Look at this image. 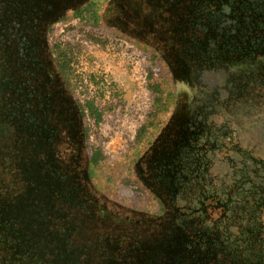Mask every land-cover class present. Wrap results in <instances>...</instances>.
Masks as SVG:
<instances>
[{"label": "rangeland", "instance_id": "rangeland-1", "mask_svg": "<svg viewBox=\"0 0 264 264\" xmlns=\"http://www.w3.org/2000/svg\"><path fill=\"white\" fill-rule=\"evenodd\" d=\"M250 1L241 0L243 11L236 18L241 27L238 38H229L239 29L234 21L225 23L224 26L220 24L223 16L224 21L230 16L228 11L216 13L209 20L208 14L200 15L206 22L219 20L209 28L215 27L219 32H224V35L212 40L222 42L224 50L217 56L212 55L209 61L215 59L217 63L207 65V70L200 73L197 82L200 89L197 93L205 92L208 97L196 98L198 103H193L194 106L190 108L197 110L192 120L197 123L187 126L183 132L177 131L180 147L178 151L176 123L173 118L179 97L172 90V83L178 77L163 58L153 51L151 45H156L155 36H150L152 44L139 45L136 43L138 41L122 37L119 28L108 23L112 18L106 17V21H102L98 17L95 20L92 16L93 8L80 13L75 10L69 12L65 19L55 23L47 33L46 45L50 58L64 66L70 98L85 114L89 144L101 154V159L92 168L91 181L115 219L108 230L109 235L104 239V247L116 253L127 264H176V237L180 234L176 227L180 229L189 220L194 224L186 230L189 238L204 235L206 243L212 240L222 246L219 242L224 238L222 231L232 222V215L229 214L225 221L222 219L218 223L215 220L222 216L220 207L216 203L200 204L207 191L212 194L222 191L224 194L226 190L216 187L227 186L231 181L239 182L243 176V164L232 167L231 161L227 162L228 155H231L229 150L222 148L219 152L215 149L225 143L222 141V134L232 135V147L239 142L244 148L254 150V157L264 160L263 144L256 145L261 135L260 130L264 131V22L261 26L259 24L264 21V2ZM128 7L127 4V9ZM138 8L139 13L141 12L140 21L143 22L141 28L145 29V22L148 24L146 14L151 15L148 5H134L127 14L134 16L139 23ZM248 8L250 10L246 13ZM95 10L98 11V8ZM261 32L260 38L254 35ZM234 41L241 45L236 46L237 52L234 49L230 52L238 55L242 53L243 63L238 57L229 56V49ZM8 48V45L0 44L3 51L0 59ZM3 83L4 81L0 86ZM9 89L11 98L13 94L16 97L20 95V99L28 95L18 92L17 85H12ZM4 95L7 96V93ZM2 99L4 96L0 95V101ZM183 99L187 101L186 98ZM21 105L17 101L11 106L5 104L0 108L10 110L15 115L16 111L21 113ZM3 111H0V115ZM205 111L209 114L202 116L201 112ZM205 130L207 132L204 135ZM171 135L173 147L165 152L172 153L173 159L159 164L161 170L156 183L159 193L152 191L148 181L142 182V179L137 178L142 190L141 196L136 200L124 197L128 184L136 176L142 177L143 165L147 162H159L164 143L169 141L167 139ZM213 146L216 147L211 148ZM205 147H210L212 154H207L205 159L204 152L201 153L204 163L200 169L205 171L207 160H210L212 166L208 178L204 176L196 180L194 172L198 166L190 164L184 167L176 163V153L181 154V158L185 155L183 149L187 151L186 154H193ZM224 162L227 163L224 165ZM184 189L189 193L188 199L183 195ZM239 196L224 200L246 201L243 199L245 196ZM205 201L207 200L204 199ZM199 207L206 212L199 213ZM121 222L123 226L115 225L122 224ZM214 224H219L216 228H220L208 232V239L205 226L212 228ZM99 225L108 226L106 222ZM130 228L135 236L128 234ZM94 231L92 235L98 239L100 232ZM178 231L179 234L176 233ZM126 236L129 237L127 243L123 242ZM122 243L125 244L121 245ZM181 255H186V252L182 251ZM191 260H183L182 264H192Z\"/></svg>", "mask_w": 264, "mask_h": 264}, {"label": "trees", "instance_id": "trees-1", "mask_svg": "<svg viewBox=\"0 0 264 264\" xmlns=\"http://www.w3.org/2000/svg\"><path fill=\"white\" fill-rule=\"evenodd\" d=\"M159 1H165L168 5L173 3V0ZM261 1L264 2V0ZM113 2L99 3L100 16L102 11L105 17L109 15ZM116 2L120 3L122 12L125 10L124 4L129 5L127 12H131L134 5L142 3L158 8L155 0H116L114 4ZM92 4L93 0H81L75 8L79 10ZM137 12L140 14L139 23L134 16L128 14L124 16L123 27L130 28L134 33L141 35L142 32L139 30L143 22L140 21L139 8ZM263 22H259L260 26ZM154 24L153 21V26ZM4 25L6 24L0 20V27L6 29L7 26ZM239 30L237 29L236 34L234 33L229 38H238ZM218 34L224 35V32L218 31ZM254 35L260 38L262 32L254 33ZM121 36L126 38L127 34L122 32ZM0 37H2V30H0ZM13 38L7 32L3 38H0V42L9 47L0 59V85L4 81L3 86H0L2 88L0 90L3 91H0V95L4 96V99L0 101V107L5 104L11 106L17 101L22 104L19 108L21 113L16 111L15 115H12L10 110L0 108V111L4 110L0 115V264H125L126 262L116 253L104 247V239L106 235H109L107 231L110 228L101 227L99 224L106 222L108 218L102 219L100 213H92L73 180L77 150H80V147L89 176L92 168L101 159L99 150H93L89 144L85 114L80 110L82 125L80 144L75 137L66 138L64 129L68 123L62 121L59 115L56 118L57 121H53L51 126L45 129L49 140L44 138L43 129L30 131L33 125H38L40 128L45 125L48 106L37 104L35 93L26 92V87L32 82L27 74L20 75L16 72V67L13 65L16 42ZM130 39L138 41L136 43L139 45L145 42L142 38L131 37ZM240 45L234 41L233 48L230 47L229 51L235 50L236 46ZM0 53H3L1 49ZM56 66L66 79L64 66L62 64ZM13 73L16 77L13 79L15 82L8 81ZM9 82L14 84H9ZM18 83L21 93L28 95L20 99V95L16 97V94H13L11 98L9 88ZM5 92L7 96L4 95ZM97 120H99V115H97ZM181 130L183 132L182 128L179 129ZM260 131L261 135L256 145L263 144L264 146V131ZM206 132V130L203 132L204 135ZM221 136L225 143L220 147L211 148L216 147L215 149L219 152L222 148L229 150L231 155H228L227 162L230 160L232 167L243 164V176L239 182L231 181L228 185L225 184L227 186L216 187L226 190L224 194L222 191L213 194L207 191L200 204L216 203L220 207L219 211L222 212V216L215 220L218 223L222 219L225 221L229 214L232 215L230 216L232 222L227 225L226 230L222 231L224 233L222 238H226V241L224 238L223 241H219L222 244L220 246L212 240L206 243L204 235H197L200 238H189L186 230H189L190 225H192L190 228L194 225L193 221L189 220L188 225L180 226V229L176 227L180 230V234L179 231L176 232L179 234L176 237V254L178 255L176 264H182L183 260L191 259L192 264H264V160L254 157L252 155L254 150L244 148L239 142L237 146L232 147V135L226 133ZM211 148L205 147L201 151L192 152L193 154H186L187 151L183 149L185 155L180 158L181 154H176L178 158L176 163L184 167L196 164L198 169L194 172V178L196 180L204 176L208 178L212 165L210 160H207L205 171L200 169L204 163L201 153L204 152L205 158L207 154H212ZM227 162H224V165ZM184 172H187L186 169ZM137 178L141 179L136 176L125 188L124 197L136 200L141 196L142 190L139 188ZM185 189L183 195L188 199L187 194L189 193ZM236 196H245L243 199L246 201L224 200L225 198L234 199ZM204 199L207 201L204 202ZM83 210L91 211L92 219H87L89 214L82 212ZM199 210V213L206 212L200 207ZM109 221L113 222L112 219ZM218 225L214 224L212 228L205 226L208 239L210 237L208 232L219 229L220 227L216 228ZM96 229L101 235L98 239L92 235ZM128 238V236L123 238V242L127 243ZM182 251H185L186 255H181Z\"/></svg>", "mask_w": 264, "mask_h": 264}, {"label": "flooded vegetation", "instance_id": "flooded-vegetation-1", "mask_svg": "<svg viewBox=\"0 0 264 264\" xmlns=\"http://www.w3.org/2000/svg\"><path fill=\"white\" fill-rule=\"evenodd\" d=\"M80 1L81 0H0V20L6 24L4 26H7L6 29L0 27V30H2L3 37L7 32L9 36L14 37V42H16L13 63L16 67V72L20 75L27 74L30 76L32 84L26 87V92L35 93V96H37L35 97V102L37 104L48 106L47 113L45 114L47 115V122H45V125L41 128L38 125H33L30 131L32 129L35 131L37 129H43L44 138L48 139L49 137L45 129L49 128L53 121H57L56 118L59 115L62 121L68 123V126L64 129L66 138L75 137L79 144L81 143L82 137V125L79 115L81 111L77 104L70 98L68 82L61 75L60 69L56 66V61L50 58L46 40L48 31L55 23L65 19L69 12H73L74 10L76 12L78 11L75 7ZM96 1L97 0H93V4L88 6V8L94 9L92 16L95 20L100 17L102 21H106V19L110 17L112 19L111 22L108 23L111 24V26L118 27L121 32L120 35H122V32H125L127 38H142V40L144 39L145 41L143 43L145 45L149 43L152 44L153 41L150 40V36H155L156 45H151L153 51H156L161 59L163 58L175 75L177 74L178 80H185L191 85V87L187 85L179 86L183 87L187 95L181 96L179 100H177V109L173 118V121L176 123V151H178L180 147L177 139V131L181 128L185 130L187 126L191 127L192 124L197 123L192 121L197 114V110H190V108L194 106L193 103H198V99L205 98V96L208 97L205 92H202V94L201 92L197 93L200 89L197 83L201 76L200 73H202L203 70H207V65L212 66V64L217 63L215 59L209 61L212 55L217 56L224 50L222 42L212 41L214 37L221 36L218 34L219 30L215 27L212 29L209 28L210 26H215L216 22L219 20L216 19L217 21L211 20L206 22L200 15L202 13L208 14L210 16L208 18L209 20L216 13H227L228 11L230 16L227 17V22L224 21L225 17L223 16L220 20L222 21L220 24L224 26L225 23L227 24L228 22L234 21L240 29L241 27L236 18L240 17L243 11L241 10L243 6L241 0H182L181 4V0H173L171 5H168L165 1L160 2L159 0H155L158 8L143 3L150 7L151 15L146 14V16L151 19L146 18L149 25L145 24L144 26L148 29L146 27H144L145 29L141 28L139 30L142 32L141 35L134 33L130 28L123 27L124 16L128 15L127 4L126 7L124 4L125 10L122 12V7L119 5L120 3L116 2L114 4L116 0H103L104 2L110 3L114 1L112 3L113 7L106 18L103 11L100 16L98 11L95 10ZM245 1L251 2L250 0H243V2ZM34 3H39L40 5L38 6V4ZM99 3L100 1H97V4ZM81 9H83V7ZM249 10L248 8L246 13H248ZM153 21L155 22L154 26ZM242 49H244V47H242ZM229 56L231 58L238 57L241 63L244 62L242 53L238 55L229 51ZM14 76L15 73L11 75L8 81H12L16 78ZM13 82L15 81L13 80ZM17 89L19 90L18 92L21 93L19 83L17 84ZM183 98H186L189 103ZM217 110L218 108H216L215 111ZM208 114L207 111L201 112L202 116H207ZM51 116L55 117L52 118ZM168 137H166V139L168 138L167 140L169 141L164 143L163 151H161L159 155V162H147V164L142 167V182L148 181L152 186V191H156V193H159L156 184L158 172L161 170L159 164H161L162 161L171 162L173 159L172 153L165 152L171 150L173 147L170 140L172 135ZM77 152L75 160L76 168L73 174L75 185L80 194L82 193L81 195L92 213L98 212L102 219L108 218L106 223L108 224L107 227L110 228V225L115 221L112 215L113 212L109 209L107 210V205L100 197L99 191L96 186L92 184L91 175L89 176L83 162L81 147ZM176 159L178 158L176 157ZM48 161L52 160L48 159ZM87 177H90V179H87ZM91 211H89L90 213L83 211L89 214L87 219H92ZM110 219H112L113 222L109 221ZM130 220H132V218H130ZM121 223L122 224L115 225L123 226V222ZM139 223L143 222L141 221ZM97 230L98 229H96V231ZM130 230L128 234L131 233L134 235V233H132L133 229L130 228ZM102 233L104 232L102 231Z\"/></svg>", "mask_w": 264, "mask_h": 264}, {"label": "clouds", "instance_id": "clouds-1", "mask_svg": "<svg viewBox=\"0 0 264 264\" xmlns=\"http://www.w3.org/2000/svg\"><path fill=\"white\" fill-rule=\"evenodd\" d=\"M180 85H187L188 87H191V85L188 84L185 80H174L172 83V90L175 96H186L187 93L183 90V87H179Z\"/></svg>", "mask_w": 264, "mask_h": 264}, {"label": "crops", "instance_id": "crops-1", "mask_svg": "<svg viewBox=\"0 0 264 264\" xmlns=\"http://www.w3.org/2000/svg\"><path fill=\"white\" fill-rule=\"evenodd\" d=\"M95 5H96V8H98V11H99V7L98 6H100L99 4H97V3H95ZM90 8H88V7H84L83 9H81L80 11H78L77 13H80L81 11H84V10H89Z\"/></svg>", "mask_w": 264, "mask_h": 264}]
</instances>
